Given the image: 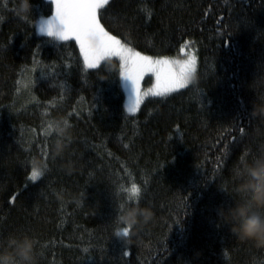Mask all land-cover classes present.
<instances>
[{"label": "trees", "instance_id": "16d2710c", "mask_svg": "<svg viewBox=\"0 0 264 264\" xmlns=\"http://www.w3.org/2000/svg\"><path fill=\"white\" fill-rule=\"evenodd\" d=\"M29 2L22 12L0 0V252L26 235L37 264H264V247L229 218L264 165V118L252 114L264 103V0H109L106 32L155 58L187 49L196 60L184 88L131 114L120 61L88 68L74 39L37 31L53 2ZM137 205L151 209L146 222L117 223Z\"/></svg>", "mask_w": 264, "mask_h": 264}, {"label": "snow or ice", "instance_id": "6c2138e0", "mask_svg": "<svg viewBox=\"0 0 264 264\" xmlns=\"http://www.w3.org/2000/svg\"><path fill=\"white\" fill-rule=\"evenodd\" d=\"M108 3L109 0H55L56 17L42 25L41 31L62 41L74 38L88 68H95L105 57H119L125 69L124 77L131 81L135 93L129 112L134 113L141 103L140 80L146 72L156 75V86L150 90L153 96H164L184 88L195 70V59L190 58L175 69L167 59L153 61L134 52L101 26L98 10ZM40 175L33 170L30 179L36 181ZM128 191L135 194L140 189L133 183ZM128 234V229H124L123 235Z\"/></svg>", "mask_w": 264, "mask_h": 264}, {"label": "clouds", "instance_id": "9594fccd", "mask_svg": "<svg viewBox=\"0 0 264 264\" xmlns=\"http://www.w3.org/2000/svg\"><path fill=\"white\" fill-rule=\"evenodd\" d=\"M30 7L29 0H21L22 12L29 11ZM252 114L264 118V103L255 102ZM70 128L71 124L66 119L55 121L52 125V130L59 136L68 135ZM251 174L255 179L250 185L252 196L247 202L232 209L229 218L239 239L264 247V165L253 168ZM140 196V191L135 194L131 191L128 193V199L131 201H138ZM151 215L150 208H140L138 205L131 208L121 206L116 221L132 228L141 221L146 222ZM120 235H123V232L117 234ZM9 245L11 250L0 252V264H37L34 239L26 235L22 239L10 236Z\"/></svg>", "mask_w": 264, "mask_h": 264}, {"label": "rangeland", "instance_id": "374dc122", "mask_svg": "<svg viewBox=\"0 0 264 264\" xmlns=\"http://www.w3.org/2000/svg\"><path fill=\"white\" fill-rule=\"evenodd\" d=\"M53 2V5H54V10L53 12L48 15V16H45V17H40L37 19V22H36V28H37V31L41 34H47L46 31L42 32L41 31V26L44 25L46 22L48 21H52L55 19L56 17V7H55V0H51ZM109 35L113 36L112 34L109 33ZM55 37V36H53ZM56 38V37H55ZM116 38V37H115ZM58 39V38H57ZM74 39V38H73ZM118 39V38H116ZM75 40V39H74ZM119 40V39H118ZM120 42L122 44H124L125 46L131 48L130 46H128L127 44H125L124 42H122L120 40ZM77 43V42H76ZM78 44V43H77ZM79 46V45H78ZM134 52H138L140 53V55L142 56H146V57H150L153 61H156V60H163V59H167L168 61L171 62L172 66L175 68V69H178L180 64H183L185 62H187L190 58H194L195 59V55L193 54V52L191 51H188L187 52V49L184 50V52L180 55H176V56H173V57H167V56H159V57H152L150 55H146L144 53H141L133 48H131ZM109 57H115L117 58L119 61H120V65H121V71H120V74H121V81H122V86H123V90H124V109L127 113H133V112H129L128 111V108L130 106V104L132 103L133 99H134V96H135V93H134V89H133V86H132V83L131 81L129 80H126L125 77H124V73H125V69L123 67V62L120 60L119 57L117 56H109ZM106 58V57H105ZM101 62V61H100ZM99 62V63H100ZM195 63H196V60H195ZM85 64V63H84ZM86 66V65H85ZM149 76H152V79H150V84L148 85H145L143 83V81ZM193 75V74H192ZM192 78V77H191ZM156 86V75L155 73L153 72H146L143 77L141 78L140 80V93H141V102L148 96H152L151 95V91L152 89H154ZM125 88V89H124ZM178 90V89H177ZM176 91V90H175ZM173 92V91H172ZM144 93H148V95H144ZM171 93V92H170ZM141 104V103H140ZM139 104V105H140ZM138 110V108H137ZM136 110V111H137ZM135 111V112H136ZM134 112V113H135Z\"/></svg>", "mask_w": 264, "mask_h": 264}]
</instances>
